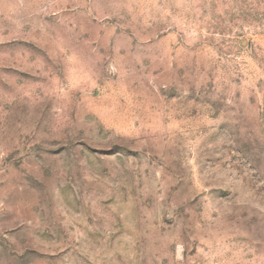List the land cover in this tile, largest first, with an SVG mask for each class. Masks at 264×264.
Masks as SVG:
<instances>
[{"label": "rangeland", "instance_id": "obj_1", "mask_svg": "<svg viewBox=\"0 0 264 264\" xmlns=\"http://www.w3.org/2000/svg\"><path fill=\"white\" fill-rule=\"evenodd\" d=\"M0 264H264V0H0Z\"/></svg>", "mask_w": 264, "mask_h": 264}]
</instances>
